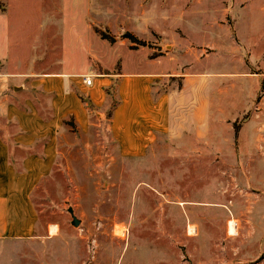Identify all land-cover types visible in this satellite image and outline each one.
<instances>
[{"label":"rangeland","instance_id":"rangeland-1","mask_svg":"<svg viewBox=\"0 0 264 264\" xmlns=\"http://www.w3.org/2000/svg\"><path fill=\"white\" fill-rule=\"evenodd\" d=\"M0 7L15 65L90 71L93 80L115 75L104 119L90 108L101 147L56 165L32 196L42 236L3 244L0 264H264V0H0ZM151 61L165 75L158 93L183 91L184 79L187 92L198 91V134L118 158L106 130L116 75L121 65L154 69ZM49 225L57 226L53 236L44 235Z\"/></svg>","mask_w":264,"mask_h":264},{"label":"crops","instance_id":"crops-1","mask_svg":"<svg viewBox=\"0 0 264 264\" xmlns=\"http://www.w3.org/2000/svg\"><path fill=\"white\" fill-rule=\"evenodd\" d=\"M71 1V0H70ZM85 0H74V2ZM8 13L0 7V254L5 243L28 241L42 236L38 211L32 200L40 184L48 179L56 165L67 162V155L101 142L93 139L91 109L98 122L106 105L105 90L114 82L112 74L97 75L90 86L80 74L58 71L35 72L33 62L15 65L11 57ZM79 40V39H78ZM17 67L33 68L30 72L11 73ZM154 69L126 71L121 65L116 76L117 104L109 117L108 135L118 158H141L159 143L177 146L186 131L198 134V91L187 92L188 81L181 92L163 91L158 86L164 72ZM60 62V68H64ZM91 74V75H90ZM79 93L80 94L79 96ZM13 96V97H12ZM44 99V101H42ZM46 104V107L45 105ZM188 117L194 118L190 123ZM99 126V125H98ZM97 135V134H96ZM99 135V134H98ZM163 146V145H162ZM65 159V160H64ZM49 225L44 235L53 236ZM57 228V226H56ZM1 255V256H2Z\"/></svg>","mask_w":264,"mask_h":264},{"label":"trees","instance_id":"trees-1","mask_svg":"<svg viewBox=\"0 0 264 264\" xmlns=\"http://www.w3.org/2000/svg\"><path fill=\"white\" fill-rule=\"evenodd\" d=\"M98 35L100 36V39H101V40L106 41V42H108L109 44H114V43L116 42V37L113 36V35L106 34V33H98ZM122 38H123V39H128V40H129L131 43H133V44H138V45H140V46H145V43H143V42H141V41H138V40L136 39V37H134V36H133L132 34H130V33H124V34L122 35ZM110 88H111V87H110ZM110 88H108V89L105 90V93H106L107 95H110ZM80 99H81L84 103H86V105L88 106V108H91V107H92V105L90 104V102L87 101L85 97L80 96ZM116 104H117V102H116V103L114 102V105H112L113 109H112L111 112L108 114L109 117L111 116L112 111H113L114 108L116 107ZM235 132L237 133V131H235Z\"/></svg>","mask_w":264,"mask_h":264},{"label":"bare ground","instance_id":"bare-ground-1","mask_svg":"<svg viewBox=\"0 0 264 264\" xmlns=\"http://www.w3.org/2000/svg\"><path fill=\"white\" fill-rule=\"evenodd\" d=\"M56 230H57V228L55 226H52V227H50L49 231L52 234V233H55ZM123 233H124V230H122V228H116L115 229V234H117L119 237H120V235H123Z\"/></svg>","mask_w":264,"mask_h":264},{"label":"water","instance_id":"water-1","mask_svg":"<svg viewBox=\"0 0 264 264\" xmlns=\"http://www.w3.org/2000/svg\"><path fill=\"white\" fill-rule=\"evenodd\" d=\"M69 213H70L71 218H72V221H71L72 226H74V227L79 226L80 221L74 216L72 210H69Z\"/></svg>","mask_w":264,"mask_h":264},{"label":"built area","instance_id":"built-area-1","mask_svg":"<svg viewBox=\"0 0 264 264\" xmlns=\"http://www.w3.org/2000/svg\"><path fill=\"white\" fill-rule=\"evenodd\" d=\"M92 78L93 77H82V81H83V83L86 85V86H90L91 85V82H92Z\"/></svg>","mask_w":264,"mask_h":264}]
</instances>
